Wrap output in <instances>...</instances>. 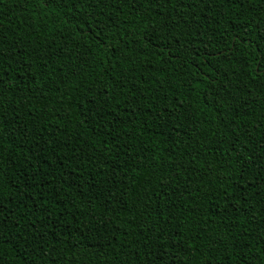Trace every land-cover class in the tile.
Listing matches in <instances>:
<instances>
[{
    "label": "trees",
    "instance_id": "1",
    "mask_svg": "<svg viewBox=\"0 0 264 264\" xmlns=\"http://www.w3.org/2000/svg\"><path fill=\"white\" fill-rule=\"evenodd\" d=\"M88 12L0 0V264H264V0Z\"/></svg>",
    "mask_w": 264,
    "mask_h": 264
},
{
    "label": "snow or ice",
    "instance_id": "2",
    "mask_svg": "<svg viewBox=\"0 0 264 264\" xmlns=\"http://www.w3.org/2000/svg\"><path fill=\"white\" fill-rule=\"evenodd\" d=\"M41 2L45 6H47L48 4H52L55 7L67 9L69 12H82L81 15H72L71 17H69L68 23L75 22V26L86 27L89 25H85L84 22L87 21L91 16V13L88 12V9H94L99 0H41ZM78 5L79 8L77 7ZM175 5L182 8L185 5V0H175ZM3 55V50H0V60H2ZM225 198H227V194H225ZM0 237H3L2 230H0ZM4 243L12 244V241H4L3 239H0V250L3 249Z\"/></svg>",
    "mask_w": 264,
    "mask_h": 264
}]
</instances>
